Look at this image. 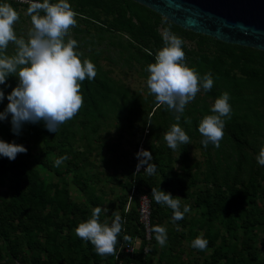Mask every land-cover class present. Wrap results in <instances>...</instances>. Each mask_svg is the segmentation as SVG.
<instances>
[{"label": "trees", "instance_id": "1", "mask_svg": "<svg viewBox=\"0 0 264 264\" xmlns=\"http://www.w3.org/2000/svg\"><path fill=\"white\" fill-rule=\"evenodd\" d=\"M88 1L101 5L102 11L111 16L110 19L105 17L101 21L107 25L108 29L126 32L131 39L139 40L144 46L151 43L157 51L165 46L163 37L156 29L158 20L152 21L146 14L147 11L158 15L150 9L131 0H76L74 3L67 0L72 10L81 11L80 14L84 20L98 19V14L92 15L91 9H86ZM49 2L54 3L56 0H49ZM0 4L3 3L0 2ZM10 5L19 7L13 3ZM168 25L163 29L164 32L168 30L175 35L187 31L169 21ZM196 35L203 43L213 42L217 50V54L214 55H199V64L202 65L199 74L203 77L211 72L214 83L220 82L230 94L231 118L225 120L223 138L230 152L235 155V160L226 163V172L220 175L219 166L227 161V155L221 158V153L215 151L216 163H213L209 151L213 145L210 143L207 148H204L201 144L202 137L200 148L207 157L203 162L206 171L193 172V167L196 170L200 169L199 163L188 164V152L183 144L178 146L181 152V167L180 169L172 168V156L166 153L163 144L154 143V139H160L158 130L166 124L162 120L159 123L154 122L155 111L161 107L154 102L148 106L151 113L147 112L144 115L142 129H145L147 125L150 128L148 133L150 132L151 140L146 142L144 150L152 154L151 163L157 165L156 174H160V182H156V174L149 176L144 173V176L140 177L139 173H136L130 182L124 184L125 193L117 197L115 203L112 201V204L107 205V220H104L105 215L102 214L100 222L110 225L114 219L112 213L120 210L118 214L122 219V231L117 237L116 249L135 237H140L144 244L145 231L139 222L137 207L139 194H146L151 201V238L148 243L150 250L146 255L140 252L132 259L128 258V255H124V258L128 261L133 260L135 264H150V258L158 252L156 233L153 229L157 226L163 227L162 217L158 214L160 207L151 196V188H160L170 194L176 192L182 199L180 202L182 212L185 206L193 205L199 209V214L189 220L184 215L182 220L175 221L181 230L178 234H169L171 238L167 237L169 252L186 238V234H190L191 236H188L191 243L195 238L202 237L208 241L205 250L212 249L210 256L203 258L200 264H263L264 258L261 262L258 261L260 252L255 247V228L262 225L263 220L255 212L254 206L259 192H264V185L261 186L260 183V180H264V166L259 165L255 159L260 148L264 146V100L260 99V103L257 104V97L245 90L248 89L246 84H255L260 77H264V52L223 43L205 35ZM142 58L148 64L154 63L153 55L146 53ZM239 63L243 77L230 75V70L238 67ZM99 77L93 80L86 78L81 82L83 106L80 111L86 119L82 117L83 125L89 126L92 131H96V123L106 115L104 103L110 100L112 92L104 76ZM218 94L213 87L208 91V95L215 98ZM129 105L132 107L130 102ZM211 114H213L211 111L204 112L201 118ZM148 115H150L149 121L146 120ZM152 120L154 124L151 123ZM73 125L74 122L71 119L62 129L59 126L56 133L49 132L43 122L23 126H31L35 136L43 139L46 144L45 154L56 151L59 158L68 156V159L63 161L66 171L73 172V182L78 185L81 192L86 193L92 185L90 181L93 179L97 181V176L86 177L79 172L88 159L84 151L79 153L70 145L69 134ZM185 127L188 126L185 125ZM192 127V132H197L198 119H194ZM191 130L186 134L191 136ZM258 132L262 139L257 141L254 137V140L250 141L249 135H257ZM9 136L7 126L0 121V141L10 143ZM80 164L81 167H79ZM41 165L49 166L45 162H41ZM245 170L248 176L246 180H243L242 175ZM5 179L8 181L9 197L0 206V264H117L114 254L97 255L90 242L80 239L75 234L79 223L90 219L94 208L102 207L104 201L102 195L96 196L91 191L89 196H92V199L89 206L73 202L66 188L67 181L63 180L61 186L54 182H45L39 171L26 158L10 161L0 156V185ZM200 184L215 187V191L211 192L209 188H197L194 191L193 189ZM221 184L227 188L226 191L221 190ZM131 190L135 193L131 198L129 210L125 211ZM193 195L195 199L191 204L188 199ZM169 216H173V210ZM215 223L224 226L225 233L214 226ZM240 228L242 235L238 234ZM126 236L129 239L125 240ZM218 240L220 242L216 245ZM203 251L199 250L200 253Z\"/></svg>", "mask_w": 264, "mask_h": 264}, {"label": "rangeland", "instance_id": "2", "mask_svg": "<svg viewBox=\"0 0 264 264\" xmlns=\"http://www.w3.org/2000/svg\"><path fill=\"white\" fill-rule=\"evenodd\" d=\"M75 1L76 0H71L72 3ZM58 2L59 0H56L54 3ZM13 8L20 16V19L14 24L16 35L18 38L22 37L27 40L28 33L32 28L31 18L26 14L27 8ZM86 9H91L92 15L98 14V19L89 18L88 20H84V17L80 14L81 11L79 9H73V11L77 13V16L75 17L77 24L70 29L68 36L65 37V41L69 38L77 41L78 46L75 51L81 54V61L89 59L95 65L97 72L95 78L98 79L100 78L99 76L103 75L109 83L108 85L112 92L110 100L104 103L106 115L96 123V131H92L89 126L85 127L83 125V114L79 110V114L72 119L74 125L70 130L69 136L72 149L79 153L84 151L87 155L88 162H84L83 167L79 172L86 177L96 175L97 181L94 179L91 180L90 182L93 186L90 185L86 193L81 192L77 187L78 185L72 180L73 172L66 171L64 163H61L59 166L55 165V161L59 158L58 153L52 151L49 154H45L46 144L40 136H35L31 126H22L20 135L17 136L11 131V116L9 115L7 120H4L3 122L8 128L10 143L15 142L16 144L23 145L27 149L26 154H18L16 159L26 158L39 171L41 178L45 182H54L61 186L63 180L67 181L68 185L66 188L69 192V198L71 201L87 204L89 206L90 199H92V196H89V194L92 191L96 196H103L104 201L102 202L101 208H107L108 204H112V201L115 203L117 197H120V195L125 193L124 184L128 183V181L130 182L137 173L136 165L138 160L135 158V154L140 149H144L146 142L151 140L150 132L148 133L150 128L147 125L145 129H142V122L145 120L144 115L147 112H149V114L151 113V111L148 110V106L156 102V100L153 95L149 94L146 85L149 73H147L145 69L149 64L146 63L142 57L146 53L153 55L155 63V55L158 51L155 50L151 43L148 46H144L139 40L131 39L126 32H115L108 29L107 25L101 23V21L105 17L110 19L111 16L102 11L101 5H95L93 1H88V7H86ZM43 14L44 13L41 12V15ZM146 14L152 21H155L156 19L158 20L156 29L158 34L163 37V29L169 26L168 21L160 15L156 16L147 11ZM175 35H178L183 40L182 50L185 52V60L182 63L186 64L189 68H194L198 74L199 71L202 70V65L199 64V55L217 54L213 42L205 41L203 43L196 34H191L188 31H185ZM14 52L15 45L10 43L6 54L11 56ZM226 60L229 61L227 58ZM240 65L241 64L239 63L238 67L232 68L230 70V75L243 77L239 68ZM17 84L18 80L16 77H9L6 85H0V89L5 92V99L3 102H0V112H3L6 108L8 104L6 97L11 93L12 89L17 86ZM7 85H10V87ZM246 85H248V89L245 91L247 93H253L257 97V104L260 103V99L264 100V77H260L255 84ZM213 88L219 93L217 98H219L224 92H227L220 82L214 83ZM217 98L208 95V92H205L201 88V91L197 93L195 99L186 105L178 122L175 119L177 114L174 111L169 110L166 105H161V107L155 111L154 122L159 123V121L162 120L165 121L166 124L158 130L160 139H154V143L163 144L166 153L172 156V168L180 169L181 152L178 150V147L176 150H172L167 146V143L164 140V133L170 130L171 126L176 123H179V126L184 131L185 128H187L185 132H188L193 128L194 119H198L199 126V123L202 120V114L211 111ZM127 101L128 103H126ZM129 102L132 107H130ZM149 118L150 115L147 116L146 120L149 121ZM226 119L227 118H225V120ZM186 120L190 121V123H186ZM154 122L153 120L151 121L152 124H154ZM67 123L68 121L60 125V129H62ZM185 125L188 127H185ZM254 137L257 138V141L262 139L260 132H258L257 135H249V140L253 141ZM189 138L190 144L185 145L188 152V164L199 163L200 169L196 170L193 167L194 173L197 171L199 173L206 171V166L203 162L207 157L203 154V150L200 148L202 135L198 130L197 132H192L191 130V136H189ZM209 151L212 155L213 163H216V158L214 157L215 151L221 153V158H224V155H227V161L219 166L220 175H224L227 169L226 163L234 161L235 155L230 152V148L227 146V143L224 142V138L220 141L219 148H216L213 145ZM41 162L48 163L49 166L45 167L41 165ZM145 166L142 167L139 172L140 177L144 176ZM79 167H81V164ZM247 176L248 173L247 170H245L242 179L246 180ZM156 182H160L159 173L156 174ZM7 183L8 181L5 179L4 183L0 185V206L3 205L9 197ZM260 183L261 186H263L264 180H260ZM92 187H94V189H92ZM197 188H209L211 192L215 191V187L209 185L204 186L200 184L193 190L196 191ZM220 188L222 191H226L227 189L222 184L220 185ZM171 195L174 198L179 197L176 192ZM194 199L195 195L191 196L188 201L192 204ZM159 207L160 213L158 214L162 217V226L166 229L167 237L170 238L169 234H178L181 228L179 225H176L169 216L172 209L163 204H159ZM189 208L190 211L185 213V215H188L190 218L197 217L199 209L193 205ZM254 210L263 220V224L255 228V247L259 249L260 253L258 255V261L261 262L264 258V192H259L257 195ZM119 211L120 210H115L116 213H119ZM107 217L106 214L104 220H107ZM214 226L219 227L221 232L225 233L224 226L218 223H215ZM238 234L242 235L241 228L238 230ZM188 235L191 236L190 234H186V238L181 240L178 248L172 251L174 253H172L171 256L168 241H166L164 246H157L158 252L150 258L149 263L162 264L157 262L160 258V260L162 262L165 261L166 264H178L180 260L183 261L184 264H195L196 261L201 263L203 258L209 257L212 250L209 249L207 253H205L206 251L200 253L198 249L191 246L192 243ZM1 245L3 247V244ZM175 251L177 254H175ZM177 256L180 260L176 259L178 258Z\"/></svg>", "mask_w": 264, "mask_h": 264}, {"label": "clouds", "instance_id": "3", "mask_svg": "<svg viewBox=\"0 0 264 264\" xmlns=\"http://www.w3.org/2000/svg\"><path fill=\"white\" fill-rule=\"evenodd\" d=\"M23 2L29 4L26 14L31 18L32 25L27 40L18 38L14 30V24L20 19L19 13L10 4H0V85H6L9 77H16L18 80L17 86L6 97L8 104L0 112V121L7 120L10 115L11 131L17 136L24 124L40 122L44 123L49 132L56 133L59 126L73 119L83 106L81 82L86 78L93 80L97 72L89 59L81 61V54L75 51L78 46L76 40L69 38L65 41L70 29L77 24V13L67 0H59L58 3H50L49 0H43L42 3L38 0ZM41 12L44 14L41 15ZM163 39L165 46L156 53L155 63L149 64L145 69L149 73L146 85L149 94L155 97L159 105H166L177 114L175 119L178 122L186 105L195 99L201 88L205 92L210 91L214 81L211 72L201 78L194 68L182 63L185 60L182 38L165 30ZM10 43L15 45V52L11 56L6 54ZM4 99L5 92L0 89V102ZM229 100V93L224 92L215 100L211 108L213 114L205 115L200 121L198 131L203 137L201 144L204 148L210 143L216 148L220 147L225 118H231ZM185 122L190 123L188 120ZM164 140L172 150H176L181 144H190L189 136L179 123L173 124L164 133ZM26 153L27 149L23 145L0 141V156L10 161H14L18 154ZM135 158L138 160L137 173L146 165L145 174H156L157 165L151 163L153 156L149 151L140 149ZM67 159V155L61 156L55 161V165L59 166ZM256 160L259 165L264 166V146L260 148ZM151 196L157 204L166 205L173 210V222L182 220L184 213L190 211L189 206H185L182 212L181 198H174L160 188L152 187ZM107 213V208L96 207L91 218L79 223L75 229L76 236L90 242L100 256L116 252L117 237L122 231V219L116 212L112 213L114 219L110 225L100 222L101 215ZM153 231L156 233V241L164 246L167 240L166 229L157 226ZM135 238L141 240L142 247L147 244L145 252L148 253L150 239L143 244L140 237ZM127 239L129 237L126 236L125 240ZM207 245L208 241L202 237L195 238L191 244L200 251L205 250Z\"/></svg>", "mask_w": 264, "mask_h": 264}, {"label": "water", "instance_id": "4", "mask_svg": "<svg viewBox=\"0 0 264 264\" xmlns=\"http://www.w3.org/2000/svg\"><path fill=\"white\" fill-rule=\"evenodd\" d=\"M183 30L264 52V0H131Z\"/></svg>", "mask_w": 264, "mask_h": 264}, {"label": "built area", "instance_id": "5", "mask_svg": "<svg viewBox=\"0 0 264 264\" xmlns=\"http://www.w3.org/2000/svg\"><path fill=\"white\" fill-rule=\"evenodd\" d=\"M2 3L7 4H16L19 7H29L28 3L23 2V0H0ZM38 2H43V0H38ZM134 190H131L129 193V200L126 204L125 211L129 210L130 201L132 196L134 195ZM138 219L140 224L143 225L145 231V241L150 239V219H151V201L146 194H139L138 196ZM141 241V240H140ZM138 238L131 240L128 243H123L120 245L116 252L114 253V259L117 261V264H135L133 260H129L124 258V255H128V258L132 259L135 254H139L140 252L145 255V249H147V244L144 247L141 246ZM264 264V260H263Z\"/></svg>", "mask_w": 264, "mask_h": 264}, {"label": "crops", "instance_id": "6", "mask_svg": "<svg viewBox=\"0 0 264 264\" xmlns=\"http://www.w3.org/2000/svg\"><path fill=\"white\" fill-rule=\"evenodd\" d=\"M184 215H185V213H184ZM170 217H171L172 220H173V216H170ZM185 217H186V219H188V220L190 219V217H189L188 215H187V216L185 215ZM176 225H177V224H176ZM175 232H177V231H175ZM176 234H177V233H176ZM170 238H171V237H170ZM219 242H220V240L217 241L216 245H218ZM157 246H158V247H161V245H159L158 242H157ZM178 246H179V244L175 245V247H174L173 249H171L170 256H171L172 253H174V252H172V250L177 249ZM209 249L212 250L211 248H209ZM209 249L205 250L206 252H205V251H204V252L207 253V252L209 251ZM175 254H177L176 251H175ZM155 255H156V254H155ZM179 255H180V254H179ZM177 257H178V256H177ZM176 259H179V260H180L179 257L176 258ZM157 262H158V263H162V264H166V262H165V261L162 262V261L160 260V258L158 259ZM201 262H202V261H201ZM171 264H172V263H171ZM178 264H184V262L180 260V261L178 262ZM185 264H187V263H185ZM195 264H200V263H198V261H196Z\"/></svg>", "mask_w": 264, "mask_h": 264}]
</instances>
